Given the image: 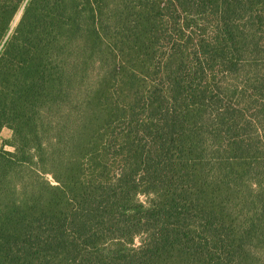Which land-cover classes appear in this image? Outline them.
<instances>
[{
	"label": "trees",
	"instance_id": "trees-1",
	"mask_svg": "<svg viewBox=\"0 0 264 264\" xmlns=\"http://www.w3.org/2000/svg\"><path fill=\"white\" fill-rule=\"evenodd\" d=\"M3 128L0 264H264V0H0Z\"/></svg>",
	"mask_w": 264,
	"mask_h": 264
},
{
	"label": "rangeland",
	"instance_id": "rangeland-1",
	"mask_svg": "<svg viewBox=\"0 0 264 264\" xmlns=\"http://www.w3.org/2000/svg\"><path fill=\"white\" fill-rule=\"evenodd\" d=\"M211 22H212V20H210L209 25H208V27L205 30L207 34H210V31L212 30V26H210ZM199 24H202V20H199ZM202 28L203 27H201L199 30L202 31ZM10 137H11V132H10L9 129L3 128L0 131V148H3L5 150H7V151H12L13 150V148L11 146L7 145V142L9 141ZM139 199L140 200H145V197L143 195H140Z\"/></svg>",
	"mask_w": 264,
	"mask_h": 264
}]
</instances>
